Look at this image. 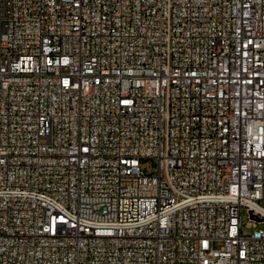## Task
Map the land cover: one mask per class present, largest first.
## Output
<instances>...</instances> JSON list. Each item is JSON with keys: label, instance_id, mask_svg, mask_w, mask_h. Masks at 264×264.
<instances>
[{"label": "built area", "instance_id": "obj_1", "mask_svg": "<svg viewBox=\"0 0 264 264\" xmlns=\"http://www.w3.org/2000/svg\"><path fill=\"white\" fill-rule=\"evenodd\" d=\"M0 264H264V0H0Z\"/></svg>", "mask_w": 264, "mask_h": 264}, {"label": "rangeland", "instance_id": "obj_2", "mask_svg": "<svg viewBox=\"0 0 264 264\" xmlns=\"http://www.w3.org/2000/svg\"><path fill=\"white\" fill-rule=\"evenodd\" d=\"M142 165H143V166H146V169H147L148 171H152V170H153V169L150 167L149 162H147V163L143 162ZM242 219H243L244 222L246 221V214H245V213L242 214ZM244 230H245V231H249V229H247V228H245Z\"/></svg>", "mask_w": 264, "mask_h": 264}]
</instances>
